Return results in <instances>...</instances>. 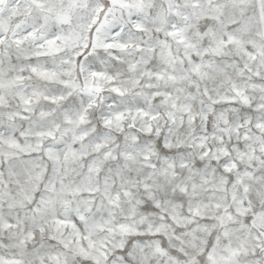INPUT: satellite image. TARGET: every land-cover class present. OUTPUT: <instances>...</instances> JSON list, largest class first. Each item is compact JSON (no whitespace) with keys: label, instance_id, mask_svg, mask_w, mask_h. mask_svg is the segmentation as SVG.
Instances as JSON below:
<instances>
[{"label":"snow or ice","instance_id":"6c2138e0","mask_svg":"<svg viewBox=\"0 0 264 264\" xmlns=\"http://www.w3.org/2000/svg\"><path fill=\"white\" fill-rule=\"evenodd\" d=\"M0 264H264V0H0Z\"/></svg>","mask_w":264,"mask_h":264}]
</instances>
